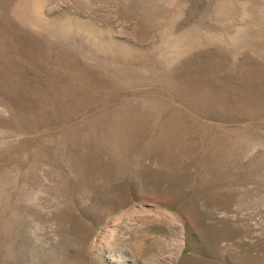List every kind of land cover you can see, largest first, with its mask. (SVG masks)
Returning a JSON list of instances; mask_svg holds the SVG:
<instances>
[{
    "label": "rangeland",
    "instance_id": "1",
    "mask_svg": "<svg viewBox=\"0 0 264 264\" xmlns=\"http://www.w3.org/2000/svg\"><path fill=\"white\" fill-rule=\"evenodd\" d=\"M0 264H264V0H0Z\"/></svg>",
    "mask_w": 264,
    "mask_h": 264
}]
</instances>
